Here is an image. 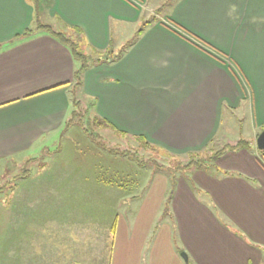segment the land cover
I'll use <instances>...</instances> for the list:
<instances>
[{"label":"crops","instance_id":"0c3cea01","mask_svg":"<svg viewBox=\"0 0 264 264\" xmlns=\"http://www.w3.org/2000/svg\"><path fill=\"white\" fill-rule=\"evenodd\" d=\"M151 1L52 0L48 13L79 26L84 43L106 49L114 21L141 20ZM167 17L222 51L224 61L177 33ZM167 17L147 25L119 60L86 70L83 92L94 98L97 114L168 151L187 154L212 144L213 153L224 109H240L249 99L250 139L224 147L211 165L179 173L173 189L168 176L157 181L161 174L155 184L149 173L146 185L136 186L106 185L97 169L41 170L37 175L60 176L62 186L46 180L41 199L33 184L16 186V224L0 238V264H71L65 244L92 230L112 236L110 264H264V150L256 143L264 129V0H175ZM33 18L28 0H0V178L14 158L64 131L72 109L79 62L50 33L23 34ZM115 171L130 177V170ZM110 218L114 231L103 222ZM72 226L79 227L75 233Z\"/></svg>","mask_w":264,"mask_h":264},{"label":"rangeland","instance_id":"374dc122","mask_svg":"<svg viewBox=\"0 0 264 264\" xmlns=\"http://www.w3.org/2000/svg\"><path fill=\"white\" fill-rule=\"evenodd\" d=\"M174 2L175 0H154L151 1V4H148L147 8L143 9L142 16L140 18L141 20L134 22L114 21V41L110 44L109 48L113 49L115 52L119 51L128 40H132L134 38L136 31L141 27L142 22L153 17L154 15H156L159 20L167 18L168 20L171 19L170 17H167V15L169 14ZM150 8L152 10H150ZM45 13H43L40 17L41 22L51 24L56 30L64 28V25L58 22L57 18H51L48 11V14ZM167 24L182 36L188 38L189 40L195 41L200 46L203 45L199 40L193 39L191 34H188V32H185L179 26H177L175 21L171 22L169 20ZM209 46L212 45L209 44ZM209 46L204 43L202 48L208 53L210 52V54L213 56H216V58H220L224 61L222 51L219 50L218 52V49L216 50V48L214 49ZM83 90L84 89L79 91V96L86 100L87 95L84 94ZM227 110L228 108L224 109L222 128L212 146L217 150L213 153L209 152V147L212 145L210 144L208 148L199 151L200 155L218 154V152L224 149V147L231 145V143L235 144L239 139H250L253 129L249 99H247L242 104L240 109ZM228 112H230V114ZM90 115L93 116L92 113ZM92 119L93 117H91V119L90 117H85L82 119V121H79L80 124H74L69 129L58 132L56 135L51 137L52 139L49 138L50 140L46 145L36 146L27 154L20 156V158L25 156H27V158L20 159L16 157L13 159L14 161H10L6 168H3L7 170V173L0 178V185L2 186L0 187V204L5 202L6 205L5 208L0 209L1 239H4L6 235L9 236L14 233L16 224L15 203L17 201L15 191L17 185L27 187L33 184L36 189L39 188V191L36 194L40 199L45 196L44 191H46V180L48 182L52 181V185L61 188L62 182L59 179L60 176L50 177L47 172L37 175L38 172H41V170H50L52 174V171L55 172L56 170L60 169H84L91 171L97 169L98 172L102 174V176L99 174L98 178L103 181L104 184L114 183L117 181L119 183L130 182L131 185L134 184L136 186H138V183H142L139 184L141 186L146 185V182H142V180H145L149 176V173H152L149 185L155 184L156 176L161 174L158 175L159 179H157V181H162L160 178H163V176H168L170 179V185L174 188L176 187L179 177L181 178L182 175L179 176V174H177L174 180L172 179V176L166 174V170L162 171V167L164 168L171 164V166H174L177 160L174 161L171 156L163 152H151L142 148L139 146V141L135 139L133 135L122 136L105 126L102 128H97L94 126V123H92ZM113 147L123 149L129 148L131 150L137 151L138 156H140L143 160L152 157L158 161L161 169L150 164L143 167L134 162V160L129 158L127 155H122L119 152H113L111 150L108 151L107 148ZM263 150L260 151L262 152ZM188 153L185 154L175 152L174 154L179 155L180 157L177 159L184 162L191 158V155ZM30 158H32V160H29ZM116 169L130 170V177L128 178L127 176L122 175L115 177L114 173L117 174L115 171ZM28 171H31L30 176H22V178L19 176L20 174H25V172ZM42 187L44 189L41 190L40 188ZM22 195H29V193H24ZM54 197H57V193L54 194ZM55 200H57V198H55ZM50 211L51 210H49V212ZM71 212L72 214H76L78 216L79 212L81 215L85 213H92L91 211L83 209H73ZM56 214L57 213H55L54 216H56ZM102 219L104 220V217H102ZM103 222L107 224L108 228L111 224L113 226L112 218L109 220L106 219ZM78 228L79 227L72 226L73 233H75ZM101 231L102 233H98L96 230H92L91 233H87L84 236L80 233L74 234L76 241L73 240L65 244L67 246V244L70 243V248L66 249V252L71 254L69 257L71 264H110L112 236H106L107 234L104 233L103 230ZM113 233L114 232H112V234ZM102 236H104V240ZM26 259L29 260L30 257H27ZM34 260L36 262V257ZM42 260L44 259L42 258V255L39 254V261ZM7 264L13 263L8 261ZM23 264L30 263L24 261Z\"/></svg>","mask_w":264,"mask_h":264},{"label":"trees","instance_id":"16d2710c","mask_svg":"<svg viewBox=\"0 0 264 264\" xmlns=\"http://www.w3.org/2000/svg\"><path fill=\"white\" fill-rule=\"evenodd\" d=\"M28 1L32 3L34 8V18H33L34 26L27 28L23 34H29L35 31L44 30L50 33L51 35H53L60 42L68 46L72 52V55L79 62V66L75 70L74 79L72 81V91L70 95L72 109L70 110L68 117L65 120L63 130L69 129L74 124H78V123L80 124L79 121H82V119H84L85 117L88 118L90 117V119L91 117H93L92 119L93 122L92 121L91 122L94 123L95 127L102 128L103 126H105L114 130L115 132H117L122 136H128V134H126L125 132L115 129L107 120H105L104 118L100 117L97 114L96 102L94 98H90V99L87 98L86 100H84L79 96V91L83 89L84 74L88 68L94 65H99L103 62L110 63L119 60L124 55L128 47L131 46L138 39L140 34L143 33L146 26L149 25L153 20H157L158 17L152 14L154 15L153 17L144 20L141 24V27L137 29L134 38L132 40H128L126 44H124L119 51L115 52L113 49L109 47L106 49H99L88 42L84 43L83 30L79 26L64 23L59 19L61 23L64 25V28L56 30L51 24L41 22L40 17L43 13L47 12L48 9L52 6V0H28ZM59 20L58 22H60ZM202 41L203 43L209 46V43L205 42L204 40ZM200 47L202 48L203 45ZM209 47L212 48V46ZM91 113L93 114V116L90 115ZM133 137L139 141V146H141L142 148L151 152H157V153L163 152L171 156L174 161L177 160L174 166H171L172 165L171 164L164 168L162 167V171L166 170L167 173L166 172L165 173L172 176V179L174 180L177 174L183 172L184 170H188L194 167L197 168L206 167L208 165L213 164L216 157L219 154L218 152V154H213V155H200L199 151H192L188 153L191 155V158L183 162L177 159L180 157L179 155L169 152L165 148L150 142L145 137L141 135H135ZM242 141L243 140H240L236 144L228 145L225 148L235 149L237 147H240L243 143ZM107 149L108 151L111 150L113 152H119L122 155H127L129 158L134 160V162H136L137 164L143 167L150 164L156 168L161 169L156 159L151 157L143 160L140 156H138L137 151L131 150L129 148L123 149V148L113 147ZM29 160H32V158H30ZM170 198H171V194H170ZM170 198L168 199V201H170ZM112 230L113 231L115 230V224L114 226H112Z\"/></svg>","mask_w":264,"mask_h":264},{"label":"water","instance_id":"95a60500","mask_svg":"<svg viewBox=\"0 0 264 264\" xmlns=\"http://www.w3.org/2000/svg\"><path fill=\"white\" fill-rule=\"evenodd\" d=\"M256 143H257L258 149H260V150L264 149V129L257 136ZM182 255L185 258V260L187 261L188 256L186 255V253L184 251L182 252Z\"/></svg>","mask_w":264,"mask_h":264}]
</instances>
